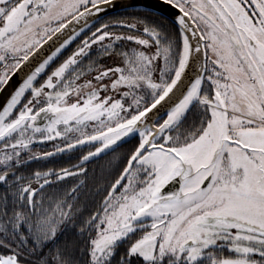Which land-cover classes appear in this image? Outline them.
Wrapping results in <instances>:
<instances>
[{"label":"snow or ice","instance_id":"obj_1","mask_svg":"<svg viewBox=\"0 0 264 264\" xmlns=\"http://www.w3.org/2000/svg\"><path fill=\"white\" fill-rule=\"evenodd\" d=\"M162 5L0 0V264H264V0Z\"/></svg>","mask_w":264,"mask_h":264},{"label":"trees","instance_id":"obj_2","mask_svg":"<svg viewBox=\"0 0 264 264\" xmlns=\"http://www.w3.org/2000/svg\"><path fill=\"white\" fill-rule=\"evenodd\" d=\"M123 147L126 148L127 145ZM122 150L123 149H121V151ZM110 155L111 154H109V156H101L98 160H94L88 165V175L84 177L85 186L82 189L83 193H87L89 189L94 188L95 182L102 174V170L105 175L107 174L109 169L108 160L110 159Z\"/></svg>","mask_w":264,"mask_h":264},{"label":"water","instance_id":"obj_3","mask_svg":"<svg viewBox=\"0 0 264 264\" xmlns=\"http://www.w3.org/2000/svg\"><path fill=\"white\" fill-rule=\"evenodd\" d=\"M142 3L147 4V5H156V6H160L161 9L165 12L169 11V9H167L166 7H164L162 5V0H141ZM110 14V13H109ZM18 79V77H17ZM8 91L9 90H4V91H0V103H4L6 102V98L8 96Z\"/></svg>","mask_w":264,"mask_h":264},{"label":"flooded vegetation","instance_id":"obj_4","mask_svg":"<svg viewBox=\"0 0 264 264\" xmlns=\"http://www.w3.org/2000/svg\"><path fill=\"white\" fill-rule=\"evenodd\" d=\"M111 14V13H110ZM46 150V149H45ZM66 162V158H59L57 159L56 163L59 165V166H63L64 163ZM72 162H75V161H72ZM78 180H84V177H77ZM85 181V180H84ZM72 182H75V181H69V183H72Z\"/></svg>","mask_w":264,"mask_h":264}]
</instances>
